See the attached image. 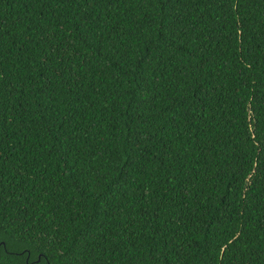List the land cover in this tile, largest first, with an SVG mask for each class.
I'll use <instances>...</instances> for the list:
<instances>
[{
	"label": "trees",
	"instance_id": "trees-1",
	"mask_svg": "<svg viewBox=\"0 0 264 264\" xmlns=\"http://www.w3.org/2000/svg\"><path fill=\"white\" fill-rule=\"evenodd\" d=\"M0 264H264V0H0Z\"/></svg>",
	"mask_w": 264,
	"mask_h": 264
}]
</instances>
